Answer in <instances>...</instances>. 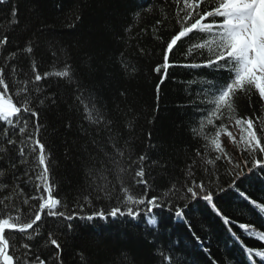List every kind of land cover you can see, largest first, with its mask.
<instances>
[{
    "label": "trees",
    "instance_id": "trees-1",
    "mask_svg": "<svg viewBox=\"0 0 264 264\" xmlns=\"http://www.w3.org/2000/svg\"><path fill=\"white\" fill-rule=\"evenodd\" d=\"M129 4L140 10L139 16L128 11ZM20 7L21 15L31 19L33 32L43 29L37 32V70L41 75L44 71H58L67 59L79 74L85 96L90 93L97 107L102 110L107 120L111 121L109 129H97L89 127L87 122L73 114L74 126L69 131L60 125L55 110H48L47 103L36 106L37 111L41 113L42 142L46 143V147L51 145L48 149L51 153L50 180L55 183L58 198L66 202L69 209L78 211L80 216H86L96 209L110 211L118 205L123 209L120 204L123 199L121 179L124 181L123 186L129 187L133 195H142L145 188L134 183L137 165L131 163L142 154L148 157L144 167L145 179L149 182V198L153 194H162L172 184H176L183 192L182 185L185 182L190 184L191 179H196L197 182L201 179L207 181L210 173L219 178L217 184L227 186V183H230L232 177L227 174V170L231 165L226 160H218L214 169L212 165H207L208 171L204 170L202 157L215 159L217 153L211 147L206 150V141L193 132L194 128H199L200 116L188 105L190 96L199 91V88L187 83L197 80L202 73L210 80L217 76H226V73H214L206 68L176 66L168 69L167 79L161 83V75L154 71L157 64L163 62L162 55L167 42L179 31L177 13L183 7L182 2L178 5L176 0H21ZM74 12L78 13L82 20L75 29H69L65 24L71 22ZM6 13L7 8L0 6V25L5 26L0 31L4 32H8ZM180 15L183 13L180 12ZM157 21L161 23L157 24ZM126 29L128 30L125 31ZM113 33L119 35L114 36ZM24 35L19 28L11 32L10 43L5 46L7 50L10 52L15 51L17 46L22 47ZM201 35L194 30L188 37L181 38L174 46V51L169 57L170 62L174 60L176 65L201 62V56L195 52V61L190 56L185 58L190 44L201 42ZM53 53L56 55L53 56ZM121 53L124 54L123 57ZM7 54L4 53L5 56ZM122 61L130 66L128 71L121 67ZM17 66L32 75L31 60L26 54L19 57ZM17 79H24V76H18ZM6 82H9L11 92L12 84L10 81ZM38 84L44 94L60 98L66 99L71 91L66 87L64 80L55 76ZM59 114L65 117L69 115L62 103ZM252 116H264V102L260 101L255 92L251 99L245 97L238 102L237 117ZM23 117L29 121L31 128L35 118L27 113H24ZM81 124L87 129V135L78 131ZM3 127L0 122V128ZM254 127L260 137L259 121L254 123ZM228 131L237 140L240 139L241 126L236 125L234 120L230 122ZM204 132L210 135L214 128L206 125ZM109 137H115L112 142L125 152L122 160L131 157V161H128L131 167L124 173H119L105 157V153L112 154ZM220 139L224 150L235 162L247 158V153H242L240 146L233 143L227 133H221ZM92 140L97 142L96 145L90 143ZM261 142L264 143V138ZM197 150L200 151V156H197ZM89 154L92 160L88 159ZM193 161L196 163L193 164ZM93 166L95 170L108 169L102 173L106 176L107 183L100 178L98 171L92 176L88 175L89 168ZM121 166L127 167L123 163ZM190 166L193 172L191 178L187 175ZM24 171L25 168H21L17 174L23 177L24 181L30 182H20V187L23 188L25 196H36L38 193L34 187L35 176L29 172V176L24 177ZM98 186H106L111 199L99 193ZM240 188L242 191L247 189V194L253 199L262 198L258 202L264 200V184L245 181ZM4 194L7 195L8 191ZM85 197L91 200L90 204ZM174 202L183 207V201ZM79 203L85 205L82 210L76 207ZM20 206L25 209L30 206L38 208V202L30 200L29 205ZM198 206L203 207L204 203L201 201ZM226 208L225 215H229L233 221L231 231L240 238L244 246L258 248L264 244L256 238L249 239L237 227L239 223L254 221L255 227L264 230V227H261L264 220L239 200L226 205ZM154 211L163 218V222L155 229L156 236L149 235V226L143 220L133 221L127 215L116 218L109 216L106 220L96 219L90 222L83 219L59 221L61 230L55 231V235L62 236L68 244L62 254L64 264H77L76 252L82 248L93 255L95 264H107L121 248L127 249L135 256V264H157L159 251L169 254L174 251L175 264H209V256L201 251V245L193 238L191 232L200 236L202 247L209 248L211 259L217 264H247L240 245L232 240L228 226L218 217L209 223L203 213L196 212L188 217L190 232L184 223L172 217L166 209ZM42 221V233L53 230L54 224L57 223L53 218L43 215ZM67 223H72L73 230L63 231ZM13 235L17 247L20 243L29 242L22 234ZM153 240L156 242V249L148 243ZM13 242L10 240V244ZM31 243L33 248L40 246L36 241ZM46 253L47 249L41 253L42 258H45ZM116 264L127 262L116 256Z\"/></svg>",
    "mask_w": 264,
    "mask_h": 264
},
{
    "label": "snow or ice",
    "instance_id": "snow-or-ice-1",
    "mask_svg": "<svg viewBox=\"0 0 264 264\" xmlns=\"http://www.w3.org/2000/svg\"><path fill=\"white\" fill-rule=\"evenodd\" d=\"M20 2L21 0H0V6L7 8L8 28V32L0 31V122L4 125L0 128V264H64L62 254L68 244L62 236L55 235V231L61 230L59 221L71 222L83 219L90 222L96 219L106 220L109 216L116 218L127 215L133 221L143 220L149 226V235L156 236L155 229L163 222V218L154 211L156 209L169 211L172 217L184 223L190 232L191 224L188 217L196 212L203 213L209 223L213 218L218 217L225 226H228L232 240L240 245L247 264H264V244L258 248L244 246L240 238L231 231L230 226L233 221L230 216L225 215L226 205L239 200L251 212L264 220V202H258L262 198L253 199L247 194V189L242 191L240 188L245 181L264 184V143L261 142L264 138V116L237 117L240 99L245 97L251 99V95L255 92L260 101L264 102V0H176L178 5L183 3V7L177 13L179 17L177 23L180 28L167 42L162 55L163 62L154 68V71L161 75V83L167 79L168 69L176 66L206 68L214 73H226V76H217L211 80L202 73L197 80L187 83L199 88V91L190 96L188 105L200 116L199 128H194L193 132L206 141L204 145L206 150L211 147L217 153L215 159L202 157L204 170L208 171L207 165H212L214 169L218 160H226L231 165L227 170V174L232 177L230 183H227V186H221L216 183L219 178L210 173L207 181L201 179L197 182L196 179H191L190 184L185 182L182 185L183 192L176 184H172L162 194H153L149 198V182L145 179L144 167L148 157L142 154L136 161H131L130 156L127 160H122L125 152L112 142L115 137H109L112 154L105 153L106 159L119 173L127 171L131 163L136 164L134 183L143 185L145 191L142 195H133L129 187L123 186L124 181L121 179L123 199L120 200V204L123 205V209L119 205L112 207L110 211L96 209L86 216H80L78 211H72L66 202L58 198L59 193L56 192L55 183L50 180L51 153L48 149L51 145L48 144L46 147V143L42 142L41 113L37 111L36 106L47 103L48 110H55L60 125L69 131L74 126L73 114L87 122L89 127L97 129H109L111 121L107 120L102 110L97 107L90 93L85 96L84 85L80 81L79 74L67 59L58 71H44L41 75L37 70L36 49L39 48L37 32L43 29H38L37 32L31 30L32 21L21 15ZM127 7L131 14L140 15V10L132 7L131 4ZM180 12L183 13L182 16ZM81 20L82 17L74 12L71 22L66 23L65 26L75 29ZM160 23L161 21H157V24ZM4 27L0 25V30ZM17 28L25 34L24 44L22 47L17 46L15 51L9 52L5 46L10 43L9 34ZM194 30L202 34L201 42L190 44L185 58L190 56L195 61L196 56H193L195 52L201 56V62H190L184 65H176L174 60L170 62L169 57L174 51V46L181 41V38L188 37ZM113 35L119 34L113 33ZM5 52L8 53L6 56ZM25 54L31 60L32 75L17 66L19 57ZM55 55L53 53V56ZM123 55L121 53L122 57ZM121 67L128 71L130 66L122 61ZM18 76H24V79L18 80ZM52 76L64 80L66 87L71 90L66 99L56 95H46L39 87L38 82L47 81ZM6 81L12 84L11 92L9 82ZM158 92L159 86H157ZM61 103L65 111L69 113L66 117L59 114ZM24 113L35 118L31 128H29V121L23 117ZM233 120L236 125L241 126L239 140L228 131L230 122ZM217 121H219L218 124ZM256 121H259L261 128L260 137L257 136L254 127ZM206 125L214 128L212 134H205ZM44 130L47 132V128ZM10 131L11 134H9ZM78 131L87 135V129L82 124L78 126ZM221 133H227L231 141L240 146L241 152L247 153V158L241 162H235L223 148ZM148 135L151 138V133ZM90 143L96 145L97 142L92 140ZM196 154L201 155L199 150ZM88 159H93L91 154ZM122 163L127 167H122ZM195 163L196 161H193V164ZM21 168H25L24 177H28L29 172L35 176L34 187L38 193L36 196L24 195L20 182L30 181H24L23 177L17 174ZM107 170H95L93 166L89 168L88 175L92 176L98 171L101 174L100 178L107 183L106 176L102 175ZM187 175L190 178L193 176L191 166ZM6 190L7 195L4 194ZM97 191L105 198L111 199L106 186H98ZM84 199L91 203L88 197ZM30 200L37 201L38 208L30 206L25 209L20 206L21 204L29 205ZM177 200L183 201V207L178 202H174ZM201 201L204 203L203 207L198 206ZM76 207L82 210L85 205L79 203ZM42 215L53 218L57 222L53 230L41 232ZM237 227L249 239L256 238L264 242V230H257L254 221L239 223ZM68 230H73L72 223H67L63 229V231ZM13 234H22L23 238L29 242L20 243L17 247ZM191 234L201 245V251L209 256V264H217L211 259L209 248L202 247L200 236H197L195 232ZM10 240L14 242L10 244ZM32 241H36L40 245L39 248H33ZM148 243L154 249L157 248L155 240ZM45 249L47 253L45 258H42L41 253ZM76 256L77 264H95L93 255L87 249H80L76 252ZM116 256L124 259L127 264H135V256L125 248H121L107 261V264H116ZM157 264H175L174 251L171 254L159 251Z\"/></svg>",
    "mask_w": 264,
    "mask_h": 264
},
{
    "label": "bare ground",
    "instance_id": "bare-ground-1",
    "mask_svg": "<svg viewBox=\"0 0 264 264\" xmlns=\"http://www.w3.org/2000/svg\"><path fill=\"white\" fill-rule=\"evenodd\" d=\"M264 201V200H263ZM263 201H259V202H263ZM257 228V230H261V228H259V227H256Z\"/></svg>",
    "mask_w": 264,
    "mask_h": 264
}]
</instances>
